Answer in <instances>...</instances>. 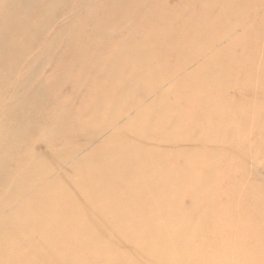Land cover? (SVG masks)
<instances>
[{"label":"bare ground","instance_id":"1","mask_svg":"<svg viewBox=\"0 0 264 264\" xmlns=\"http://www.w3.org/2000/svg\"><path fill=\"white\" fill-rule=\"evenodd\" d=\"M0 264H264V0H0Z\"/></svg>","mask_w":264,"mask_h":264},{"label":"rangeland","instance_id":"2","mask_svg":"<svg viewBox=\"0 0 264 264\" xmlns=\"http://www.w3.org/2000/svg\"><path fill=\"white\" fill-rule=\"evenodd\" d=\"M63 21H64V19L62 18V17H60L59 18V21L57 22V23H55V25H54V28H56V27H58L59 25H61V24H63ZM68 95V94H67ZM67 100H68V96H67ZM259 146H261V145H259ZM197 177L199 178V176L197 175ZM238 192H236V193H234L233 195L231 194V196L233 197V199H234V196L235 195H239V193L237 194ZM187 204H189V205H187ZM185 206L188 208V206H190V203L189 202H186L185 203ZM179 218V219H178ZM177 218V222H182V221H184L185 219L183 218V217H178ZM181 219H184V220H181Z\"/></svg>","mask_w":264,"mask_h":264}]
</instances>
